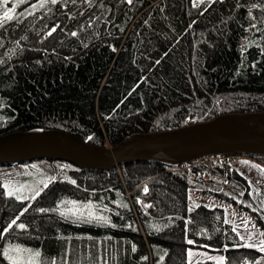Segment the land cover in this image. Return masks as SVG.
<instances>
[{
    "label": "trees",
    "instance_id": "1",
    "mask_svg": "<svg viewBox=\"0 0 264 264\" xmlns=\"http://www.w3.org/2000/svg\"><path fill=\"white\" fill-rule=\"evenodd\" d=\"M41 2L0 0V18L5 11L13 16L0 28V138L60 130L108 148L187 121L264 111V0L196 7L193 0H96L92 8L82 0ZM42 161L56 177L39 196H9L0 181V264L28 255L11 249L40 252V264H61L65 252L84 264L97 256L107 264H188L191 247L220 251L227 264L264 258L244 246L222 207H191L189 194L200 188L258 213L248 178L231 164L196 165L191 179L182 165L159 161L106 172ZM206 169L228 174L231 184L204 190ZM63 201L91 202L110 222L63 216L72 207Z\"/></svg>",
    "mask_w": 264,
    "mask_h": 264
},
{
    "label": "water",
    "instance_id": "2",
    "mask_svg": "<svg viewBox=\"0 0 264 264\" xmlns=\"http://www.w3.org/2000/svg\"><path fill=\"white\" fill-rule=\"evenodd\" d=\"M220 155L264 157V111L222 114L174 130L135 134L108 148L60 130L0 138V166L49 160L106 172L136 162L179 166Z\"/></svg>",
    "mask_w": 264,
    "mask_h": 264
},
{
    "label": "rangeland",
    "instance_id": "3",
    "mask_svg": "<svg viewBox=\"0 0 264 264\" xmlns=\"http://www.w3.org/2000/svg\"><path fill=\"white\" fill-rule=\"evenodd\" d=\"M246 160L233 161L231 162V166L233 169H238L248 178L251 188L250 195L255 202L256 206L254 207L258 213L241 208L238 211H234L235 203L213 199L211 196L203 197L190 193L189 199L192 208L196 207V205L205 204L204 200L206 199L209 200L207 204L210 206L222 207L227 214V221L236 227L241 236L245 237L243 240L246 241V244L257 245L255 248L260 250V243L264 241V236L260 235L261 232H264V167ZM43 165H45L43 161L39 160L28 164L0 166V181L7 193L11 190L15 193L12 196H19L20 199H24L29 194H35L37 191H41L45 188V183L49 185L55 179L56 176L46 174L47 171L50 172L51 170L47 165ZM252 233L255 234L254 238L248 240L249 234ZM188 251L192 252V256H188V264L189 261H191V264H219L221 257L224 258L223 264H227L225 254L220 251L210 248L192 247ZM260 262L264 264V258Z\"/></svg>",
    "mask_w": 264,
    "mask_h": 264
},
{
    "label": "snow or ice",
    "instance_id": "4",
    "mask_svg": "<svg viewBox=\"0 0 264 264\" xmlns=\"http://www.w3.org/2000/svg\"><path fill=\"white\" fill-rule=\"evenodd\" d=\"M49 2L51 4H56L58 2V0H49ZM63 2L64 3L71 2L72 4H76L77 0H63ZM82 2L86 3L89 8H92V7L95 6L96 0H82ZM126 2L131 5L133 3V0H126ZM215 2H217V0H193V6L196 7V6H198V4H204V3H207L208 6H211V4L215 3ZM220 2H223V0H220ZM43 6H44V0H42V2H41V7H43ZM99 6L101 8H104V4L103 3H100ZM12 19H13V16L8 11L3 12V16H2V18H0V28L4 27L5 21H11ZM97 19H99V17H97ZM93 22L94 21L90 17L89 18V26ZM58 27H59V25L53 27L48 32V35L51 36L57 30ZM80 31H83V26H81ZM78 35H79V33L77 31H72L71 32V36L72 37H78ZM86 46L87 45H85V47ZM113 51H115L114 48H113ZM2 62L3 61H0V63H2ZM156 63H159V61H156ZM72 183H75V181H72ZM47 186L48 185L45 183L44 187H47ZM147 191H148V189H147V187H145L144 192L147 193ZM8 195L12 196V195H15V193L10 190L8 192ZM39 195H40V192L37 191L35 193V196H39ZM35 196L32 197V198L34 199ZM17 199H20V197L17 196ZM138 203H142V202L138 200ZM63 204L64 205H69V204L72 205V207L68 208L67 211H62L61 212V215H63V216H67L68 214H71L73 216H76L78 219L86 218L89 221L95 220L97 222H102V223H105V224L110 222L109 218L107 216L99 215V214H97V212L93 211V208L95 206L91 202H88L87 204L77 205L76 201H63ZM124 206L127 207V205H124ZM146 207H152V205H146ZM196 207H199V205H196ZM82 209H86L87 212L83 211ZM24 211L26 212L27 209H25ZM39 211L41 213H44V212L49 211V209L40 208ZM51 211L55 212V211H57V209L53 208V209H51ZM104 211H108L106 206L104 207ZM12 224L13 225L16 224V220H13ZM18 227L20 229H24L26 227V225L24 223H20L18 225ZM233 231H236V229L233 228ZM254 235H255L254 233L249 234L248 240H252L254 238ZM260 235L264 236V232H261ZM240 239L243 240V239H245V237L241 236ZM187 242L189 244L194 243L192 240H188ZM244 246L245 247H249V248L257 247V245H254V244H245ZM94 247H95V245H94ZM259 247H260L261 251H264V241H261ZM135 250H136V248L133 245L132 246V251H135ZM10 251H13V252H26L28 254L27 257H24L22 259H14L12 256H9L8 258L10 260H12V264H40V260L38 259L40 257V252H38V251H33L31 249H23V250H21V249H11ZM5 255H8V254L5 253ZM187 255L189 257H191L192 256V252L188 251ZM67 257H68V253L65 252V254L63 256H61V258H60L61 259V264H84V261H79V260L69 261ZM144 259H147V258L145 257ZM100 260H103V264H107V260L103 259V258H101L99 256H97V258L95 260H89L88 264H99ZM223 262H224V258L221 257L219 264H223ZM51 264H55V261H52ZM189 264H191V261H189Z\"/></svg>",
    "mask_w": 264,
    "mask_h": 264
},
{
    "label": "built area",
    "instance_id": "5",
    "mask_svg": "<svg viewBox=\"0 0 264 264\" xmlns=\"http://www.w3.org/2000/svg\"><path fill=\"white\" fill-rule=\"evenodd\" d=\"M193 123L191 121L186 122V126L192 125ZM250 160L258 165L264 167V163L259 161L258 159L247 157V156H241V155H220V156H208L200 158L199 160L188 163L185 165H182L183 168L180 169V171H188L189 177L191 179H196L197 175L195 172L192 171V167L200 164H204L208 168H214L217 166H226L230 165L231 162L237 161V160ZM202 183L206 186L204 190L210 191V187L208 186L209 183H217L221 186H228L230 184V178L229 176H217L214 171H210L209 169H206L202 172ZM148 189V188H147ZM203 189L196 188L195 193L202 194ZM148 192V191H147ZM240 207V205H235V209L237 210Z\"/></svg>",
    "mask_w": 264,
    "mask_h": 264
},
{
    "label": "crops",
    "instance_id": "6",
    "mask_svg": "<svg viewBox=\"0 0 264 264\" xmlns=\"http://www.w3.org/2000/svg\"><path fill=\"white\" fill-rule=\"evenodd\" d=\"M235 227V226H234ZM236 228V227H235Z\"/></svg>",
    "mask_w": 264,
    "mask_h": 264
}]
</instances>
